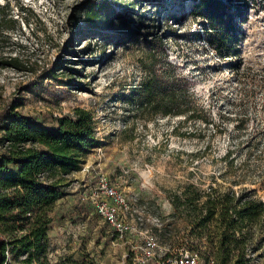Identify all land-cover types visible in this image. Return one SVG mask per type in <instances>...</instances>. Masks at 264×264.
I'll return each mask as SVG.
<instances>
[{
    "label": "rangeland",
    "instance_id": "rangeland-1",
    "mask_svg": "<svg viewBox=\"0 0 264 264\" xmlns=\"http://www.w3.org/2000/svg\"><path fill=\"white\" fill-rule=\"evenodd\" d=\"M98 1L0 0L17 20L0 32V112L18 99V112L52 126L81 107L96 126L94 147L66 177L54 206L49 264L83 256L95 264H137L148 234L167 250L181 244L190 251L201 241L189 236L186 215H170L171 199L187 186L252 190L264 201V94L250 95L251 85L264 84V0H247L238 60L220 58L199 38L201 21L191 14L198 0H108L114 22L93 27L84 10ZM154 69L168 82L165 96L179 79L182 106L196 101L210 123L181 122L183 114L146 105L143 84ZM240 118L248 120L245 128L236 126ZM101 176L124 192L123 215L137 232L120 239L98 214L97 202L106 199ZM248 255L251 264H264V226Z\"/></svg>",
    "mask_w": 264,
    "mask_h": 264
},
{
    "label": "trees",
    "instance_id": "trees-1",
    "mask_svg": "<svg viewBox=\"0 0 264 264\" xmlns=\"http://www.w3.org/2000/svg\"><path fill=\"white\" fill-rule=\"evenodd\" d=\"M108 6V0L89 3L84 19L93 27L113 23L116 17ZM247 6V0H198L192 6L191 14L201 21L199 38L222 59L240 57L238 47ZM0 12V32L13 28L16 18L7 17L4 6ZM74 19L76 25L80 17ZM237 63L231 66L238 68L241 62ZM156 72L154 69L153 76L143 84L146 105L164 115L183 114L181 122L201 119L210 123L211 118L202 116L204 108L196 101L194 108L182 106L185 88L179 79L165 96L163 89L168 82L155 78ZM250 91L251 96L257 91L264 94V84H253ZM20 105L22 102L14 99L0 112V147H4L0 151V264H49L54 206L66 177L81 169L85 155L94 147L96 126L94 116L85 108L76 107L70 115L58 117L54 125L48 126L18 112ZM247 121L240 118L236 126L245 128ZM194 188L187 186L174 195L170 213L179 219L186 215L189 236L201 241L192 244L190 252L207 264L212 260L213 264H251L248 249L256 230L264 226V201L253 196L252 190L222 192L211 186L200 192ZM171 248L176 249L174 253ZM181 248V244L172 246L167 255L186 251ZM57 264L95 263L83 256L60 259Z\"/></svg>",
    "mask_w": 264,
    "mask_h": 264
},
{
    "label": "built area",
    "instance_id": "built-area-1",
    "mask_svg": "<svg viewBox=\"0 0 264 264\" xmlns=\"http://www.w3.org/2000/svg\"><path fill=\"white\" fill-rule=\"evenodd\" d=\"M99 190L106 199L97 202L96 210L115 230L118 238L122 239L128 234L137 232V228L123 215L122 210L129 209L124 192L111 185L106 176H101ZM140 249V253L134 258L137 264H206L195 252L184 251L178 255H167V248L162 246L153 234L146 236ZM161 252H164L163 257L159 256ZM213 263L212 260L209 264Z\"/></svg>",
    "mask_w": 264,
    "mask_h": 264
}]
</instances>
